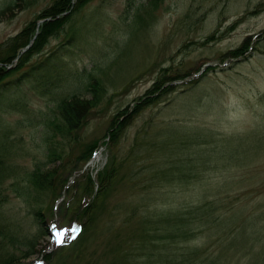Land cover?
<instances>
[{
	"label": "rangeland",
	"instance_id": "obj_1",
	"mask_svg": "<svg viewBox=\"0 0 264 264\" xmlns=\"http://www.w3.org/2000/svg\"><path fill=\"white\" fill-rule=\"evenodd\" d=\"M53 3L0 0V45ZM247 40L255 49L238 59L227 57ZM57 48L64 58L39 89L22 77L0 99V125L8 128L17 165V191L11 189L12 178L2 185L11 192L2 212L17 247L35 240L17 264L119 259L163 264L190 251L217 258L218 264H264V0H90L14 75L24 76ZM19 62L15 59L9 68ZM205 66L214 71L193 84ZM69 70L97 77L106 88L105 100L78 140L52 139L57 152L70 153V163L62 167V160L54 158L45 168L47 122L55 104L40 91L56 82L65 96L73 84L64 79ZM160 76L179 87L135 113L137 100ZM177 76L186 79L174 81ZM126 108L131 114L120 117L126 126L112 144L111 122ZM97 141L83 165L85 152ZM114 156L120 170L112 190L97 197L102 210L91 230L86 222L82 234L86 220L78 219L76 211L81 212L85 198V203L94 201L100 188L96 178ZM37 166L57 171L54 189L44 196L31 191L34 198L26 201L18 189ZM89 176L95 180L90 199L83 194ZM197 205H207L209 221H194L192 237L185 241L165 237L173 231L158 215L196 211ZM39 208L42 215L36 219ZM56 232L64 233L63 244L56 243ZM151 232L157 240L141 245L142 235ZM83 237L84 244L73 247ZM193 256L186 264H200Z\"/></svg>",
	"mask_w": 264,
	"mask_h": 264
},
{
	"label": "trees",
	"instance_id": "obj_2",
	"mask_svg": "<svg viewBox=\"0 0 264 264\" xmlns=\"http://www.w3.org/2000/svg\"><path fill=\"white\" fill-rule=\"evenodd\" d=\"M18 1L21 0H15V5L18 4ZM89 1L90 0H54V3L49 8L39 14L34 20L30 21L18 35L11 38L2 46L0 45L3 49V51L0 52V55H2V58L0 59V99L5 97V94L8 92L11 85L24 79L22 77L29 78L31 83L36 85V89H39L38 86L42 84V81L46 79L48 75L56 72L60 61L64 58V55L61 54V50L59 48L53 51L50 55L45 56L43 60L34 63V65L30 67L29 71L26 72L25 75L23 74L24 76H22V74H19L18 76L14 75V73H17L20 68L27 65L35 55L42 53L44 47L48 44L49 38L59 36L60 33L64 31L65 26L70 23L73 13L80 11ZM40 20H43V23L38 29L37 24ZM32 40L33 43L31 47L26 49ZM250 49H255V46L250 40H247L240 47L229 51L227 53V57L236 59L241 58ZM15 59L20 60L18 67L9 68V63H12ZM211 71H214V68L208 66L200 76L196 77L191 82H193V84H197L203 77L206 76L207 73H210ZM64 79L73 82L72 86L70 84V90L65 96L63 91L59 90V87H56L58 85L56 82L52 84L51 89H48L46 84L44 89L41 88L40 91L41 96L51 97V100L55 104L54 114L47 122L49 129L46 137V143L48 146V162L44 165L45 168L53 163L54 160L52 159L54 158L62 160V167L68 165V162L70 161L69 157H71L70 153L57 152L56 148L50 145L52 139L60 136L70 142L78 140V132H80L88 123L92 113H94V111H96L99 107H102L105 100L106 88L102 82L97 79V77H94L91 74L84 77L82 71L69 70V75ZM185 79L186 76H177L174 81H184ZM172 80V78H167L166 76L158 77L152 88L148 90L146 96L137 100L133 111L135 113L140 112L145 107L150 106L152 103L159 100V98L164 94H169L170 92L175 91L174 89L176 87L178 88V85L180 84L174 85L172 84ZM74 83L77 84L74 85ZM185 83L188 84V82ZM86 95H90V98H87ZM128 110L129 108L120 111L111 122L109 141H111L112 144L118 143L121 138L126 122L121 121L120 117L131 114L128 113ZM5 129H8L5 124L0 125V264H17L20 258H25L27 254L30 253L28 250L34 246L35 240H27L29 243L24 242L22 247H17L16 243L18 238L16 239L14 234L11 232L10 226L6 223L7 220L2 212L3 205L9 201L11 195L9 190L7 193L3 191L7 190L4 186H2L5 180L12 178L14 183L12 184L11 189L13 192L17 191V183L15 182L17 178V165L13 159L12 145H9L8 141L10 138L9 132ZM100 142L101 141L94 142L89 146V149L85 152L87 157L84 153L85 157L83 159L84 161H82L83 165H85L89 158L95 153ZM107 142L108 141L102 142V144H108ZM116 158V156L112 157L106 169L98 174L96 182L100 185V188L96 193L94 201L92 200L89 203H85V198L80 203L79 209L81 212L79 213V211H76L78 212V219L85 218L86 220L80 227V233L82 234L84 232L86 222L88 223V228L91 230L92 226L99 217L98 214L102 206L101 204H98L96 200L97 197L99 198V196L103 194L105 196L112 190L115 177L120 170ZM45 168L37 166L33 172L28 175L27 185L22 189H18L20 195L26 198V201H29V199L33 197V193L31 191L44 196L50 194L54 189L57 171H46ZM81 170L82 169L75 172H80ZM78 183L80 184V182ZM94 186L95 180L89 176L83 189V194L86 195L85 197L89 198V196L94 195ZM13 187L15 188L13 189ZM89 188L91 191H87ZM84 203L86 206L84 209H81V206ZM41 211H43V209L39 208L35 210L36 219H38V216L41 217ZM207 211V205H197L196 211H184L181 214L173 213L174 215L171 213L158 215L159 221L170 224L169 228L173 231L172 234H168L165 237L169 238L170 236V238L172 237L174 240L183 241L191 238L194 230L192 228L194 221L196 222V225L198 223L204 224L209 221ZM81 235H79V237ZM153 235L154 233L152 232L149 233V235L144 233L141 238V245H149L151 242L156 241L157 239ZM159 237L158 239H160ZM161 237L164 238V236ZM84 240L85 239L83 237V239H80V241L73 247L77 248L82 246L84 244ZM74 242H76V240ZM194 253L196 254V262L200 260V264H218L217 258L216 260L212 257H204V255L199 256L198 251H190V253L186 255L181 254V257L179 258L175 255L170 257L171 259L167 262L165 261L163 264H186L195 256H193ZM110 264H126V261L124 259L113 260Z\"/></svg>",
	"mask_w": 264,
	"mask_h": 264
},
{
	"label": "snow or ice",
	"instance_id": "obj_3",
	"mask_svg": "<svg viewBox=\"0 0 264 264\" xmlns=\"http://www.w3.org/2000/svg\"><path fill=\"white\" fill-rule=\"evenodd\" d=\"M52 227H55V225H53ZM54 236H55V240L57 244L64 243V233L63 232H56L54 233ZM72 238L75 239V236H73Z\"/></svg>",
	"mask_w": 264,
	"mask_h": 264
},
{
	"label": "water",
	"instance_id": "obj_4",
	"mask_svg": "<svg viewBox=\"0 0 264 264\" xmlns=\"http://www.w3.org/2000/svg\"><path fill=\"white\" fill-rule=\"evenodd\" d=\"M41 23H42V22H39V23H38V27H40ZM30 47H31V44L27 47V49H29ZM206 67H207V66H206Z\"/></svg>",
	"mask_w": 264,
	"mask_h": 264
}]
</instances>
